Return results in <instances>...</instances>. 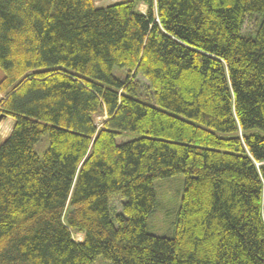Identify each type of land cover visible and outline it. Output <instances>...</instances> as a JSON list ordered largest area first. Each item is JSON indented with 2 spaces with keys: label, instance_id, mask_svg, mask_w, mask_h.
<instances>
[{
  "label": "trees",
  "instance_id": "trees-1",
  "mask_svg": "<svg viewBox=\"0 0 264 264\" xmlns=\"http://www.w3.org/2000/svg\"><path fill=\"white\" fill-rule=\"evenodd\" d=\"M0 73V264H264V0H0Z\"/></svg>",
  "mask_w": 264,
  "mask_h": 264
},
{
  "label": "rangeland",
  "instance_id": "rangeland-1",
  "mask_svg": "<svg viewBox=\"0 0 264 264\" xmlns=\"http://www.w3.org/2000/svg\"><path fill=\"white\" fill-rule=\"evenodd\" d=\"M98 5H107L120 2L122 0H95ZM141 10L145 11V7L141 6ZM257 20L255 18H249L243 29L244 32L249 33L247 37H255ZM117 73L120 69H117ZM1 78V73H0ZM102 118H98V122L102 121ZM14 121L11 118L0 120V145L10 135L13 129ZM48 138L44 136L42 141L36 146V152L39 156H43L48 148ZM183 176H176L169 180H158L155 182V190L158 208L150 218L148 231L154 235L170 237L173 234L172 223L176 219V213L180 207L181 197L183 195ZM115 205L120 210L118 201H115ZM81 239L82 237H77ZM93 264H111L109 261L103 258H98Z\"/></svg>",
  "mask_w": 264,
  "mask_h": 264
},
{
  "label": "water",
  "instance_id": "water-1",
  "mask_svg": "<svg viewBox=\"0 0 264 264\" xmlns=\"http://www.w3.org/2000/svg\"><path fill=\"white\" fill-rule=\"evenodd\" d=\"M0 120H2V118H0Z\"/></svg>",
  "mask_w": 264,
  "mask_h": 264
}]
</instances>
